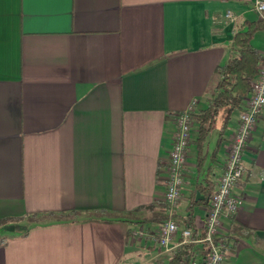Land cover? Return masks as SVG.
Segmentation results:
<instances>
[{
	"label": "crops",
	"instance_id": "crops-1",
	"mask_svg": "<svg viewBox=\"0 0 264 264\" xmlns=\"http://www.w3.org/2000/svg\"><path fill=\"white\" fill-rule=\"evenodd\" d=\"M255 1L0 0V218H57L8 237L0 264H168L185 246L166 252L131 232L166 217L174 118L193 98L172 217L202 235L247 97L222 130L218 113L199 160L197 116L215 69L235 56L232 36L259 18ZM261 31L250 40L258 59ZM243 165L237 211L220 219L221 264H264V108ZM186 246L174 264H199L203 246Z\"/></svg>",
	"mask_w": 264,
	"mask_h": 264
},
{
	"label": "built area",
	"instance_id": "built-area-1",
	"mask_svg": "<svg viewBox=\"0 0 264 264\" xmlns=\"http://www.w3.org/2000/svg\"><path fill=\"white\" fill-rule=\"evenodd\" d=\"M253 9L264 22V0L255 1ZM224 18L231 20V13L226 12ZM249 88L245 106L237 113L236 129L229 139L221 174L207 200L202 235L193 238L190 230L178 226L171 219L183 183L181 174L186 160L192 116L197 106V99L193 98L174 118L163 194L166 219L150 230L132 231L133 241L148 242L166 252L175 247L199 244L205 250V255L199 264H221L223 262L227 245L219 234L220 219L234 215L238 208L237 197L232 193V189L243 174V154L251 139L255 122L264 108V53L256 63L255 75L250 80Z\"/></svg>",
	"mask_w": 264,
	"mask_h": 264
},
{
	"label": "trees",
	"instance_id": "trees-1",
	"mask_svg": "<svg viewBox=\"0 0 264 264\" xmlns=\"http://www.w3.org/2000/svg\"><path fill=\"white\" fill-rule=\"evenodd\" d=\"M245 26L244 31L236 32L232 36L231 51L235 52V56L228 58L224 64L215 69V74L218 77L215 88L206 108L200 111L197 116V133L193 143L198 160L200 159L203 141L213 128L218 113H221L219 120L220 130H222L231 111L238 110L242 99L249 94L250 80L255 75V66L258 61V54L250 45V40L256 31H264V22L262 19L257 18L253 22L246 23ZM192 203L197 204L198 202ZM141 209L148 210L150 208L144 207ZM165 219L166 217L162 215L159 216L158 220L150 219L149 221L160 223ZM171 219L174 221V217H171ZM10 221L12 219L0 218V228L4 223ZM21 235L24 236L25 233ZM6 241L7 239L0 238V247L4 246ZM185 248H188V246L174 253L168 264L182 263Z\"/></svg>",
	"mask_w": 264,
	"mask_h": 264
},
{
	"label": "rangeland",
	"instance_id": "rangeland-1",
	"mask_svg": "<svg viewBox=\"0 0 264 264\" xmlns=\"http://www.w3.org/2000/svg\"><path fill=\"white\" fill-rule=\"evenodd\" d=\"M260 33L263 34V31ZM55 219L57 218L49 216H29L21 218L20 220L6 222L0 228V238L7 239L13 235H20L27 227H30L34 224L46 223Z\"/></svg>",
	"mask_w": 264,
	"mask_h": 264
}]
</instances>
